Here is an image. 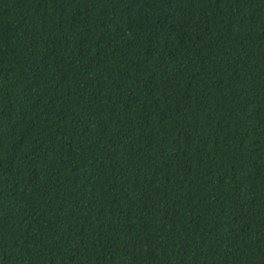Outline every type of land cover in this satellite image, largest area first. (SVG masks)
<instances>
[{
	"label": "trees",
	"instance_id": "1",
	"mask_svg": "<svg viewBox=\"0 0 264 264\" xmlns=\"http://www.w3.org/2000/svg\"><path fill=\"white\" fill-rule=\"evenodd\" d=\"M0 264H264V0H0Z\"/></svg>",
	"mask_w": 264,
	"mask_h": 264
}]
</instances>
